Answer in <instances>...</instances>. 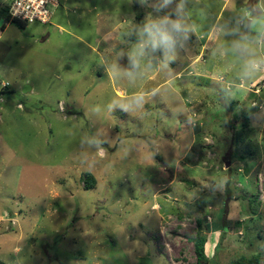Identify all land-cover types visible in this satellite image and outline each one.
<instances>
[{"label": "rangeland", "instance_id": "rangeland-1", "mask_svg": "<svg viewBox=\"0 0 264 264\" xmlns=\"http://www.w3.org/2000/svg\"><path fill=\"white\" fill-rule=\"evenodd\" d=\"M11 1L0 0V264H197L199 218L202 264L264 260V66L244 75L264 59L250 41L264 0H60L49 23L24 24L5 22ZM163 16L186 38L138 56ZM241 37L258 56L236 51Z\"/></svg>", "mask_w": 264, "mask_h": 264}, {"label": "clouds", "instance_id": "clouds-1", "mask_svg": "<svg viewBox=\"0 0 264 264\" xmlns=\"http://www.w3.org/2000/svg\"><path fill=\"white\" fill-rule=\"evenodd\" d=\"M168 2H170V0H165L166 4ZM247 15L251 17L253 15V11L250 10ZM187 32L188 28L183 24L181 19L172 20L168 16L154 19L145 25V38L139 46L137 55L143 56L145 54V48L149 46L153 49L159 47L161 44L169 48L174 47L178 39L186 38ZM245 39V37H241L240 41L234 43V48L241 54V56L251 54L248 45L242 42ZM262 66H264V59L248 60L244 67V75L251 78L260 70ZM140 99V97L136 98L137 103L140 102Z\"/></svg>", "mask_w": 264, "mask_h": 264}, {"label": "built area", "instance_id": "built-area-1", "mask_svg": "<svg viewBox=\"0 0 264 264\" xmlns=\"http://www.w3.org/2000/svg\"><path fill=\"white\" fill-rule=\"evenodd\" d=\"M60 5V0H13L9 10L12 18L25 23L35 21L49 23L53 17V8H59ZM5 85H8V82L0 83L1 94V89Z\"/></svg>", "mask_w": 264, "mask_h": 264}, {"label": "trees", "instance_id": "trees-1", "mask_svg": "<svg viewBox=\"0 0 264 264\" xmlns=\"http://www.w3.org/2000/svg\"><path fill=\"white\" fill-rule=\"evenodd\" d=\"M11 21L17 22L20 24L25 23V22H22L16 18H12L11 15L9 14V11H8V13L6 14L5 22L11 23ZM3 27L5 28V26H3ZM7 87H8V85H5L4 87H2V89H1L2 93H3V91L5 92L7 90ZM233 106L234 105L231 104V106H230L231 109H233ZM250 155H251L250 153L248 154V153L244 152V154H242L240 156V159L242 161H246L247 158H250ZM84 183H85L86 188H93L95 186L96 179L91 172L85 174ZM198 223H199L198 232H197L196 236L192 237L191 239L194 242L195 251L197 254V259H198L197 264H202L205 261L204 246H205V243L207 241V238H206V234L204 233V226H205L204 220L202 218H199ZM263 263H264V260L261 256V254H255V255H252L250 257L247 255H241L238 258H236L230 262V264H263Z\"/></svg>", "mask_w": 264, "mask_h": 264}, {"label": "crops", "instance_id": "crops-1", "mask_svg": "<svg viewBox=\"0 0 264 264\" xmlns=\"http://www.w3.org/2000/svg\"><path fill=\"white\" fill-rule=\"evenodd\" d=\"M259 9L261 10V11H263L260 7H259ZM264 35V33H259V37L257 38V39H253V38H251V40L250 41H254V48H256L257 50H258V52H262L263 54H264V48H262V46L264 45V42H260L259 40H261V37ZM261 36V37H260ZM264 37V36H263ZM260 44H262V46L260 45ZM258 52L257 53H255V52H252L251 54H252V57H254V56H258ZM260 54V53H259ZM258 59V58H257ZM256 59V60H257Z\"/></svg>", "mask_w": 264, "mask_h": 264}, {"label": "water", "instance_id": "water-1", "mask_svg": "<svg viewBox=\"0 0 264 264\" xmlns=\"http://www.w3.org/2000/svg\"><path fill=\"white\" fill-rule=\"evenodd\" d=\"M249 23H250V21H249ZM28 90H29V86L26 85V86L24 87V92H28ZM230 165H231V163L228 162V163H227V166H230ZM140 264H152V261H151L150 259L143 258V259L141 260Z\"/></svg>", "mask_w": 264, "mask_h": 264}, {"label": "flooded vegetation", "instance_id": "flooded-vegetation-1", "mask_svg": "<svg viewBox=\"0 0 264 264\" xmlns=\"http://www.w3.org/2000/svg\"><path fill=\"white\" fill-rule=\"evenodd\" d=\"M146 259H149V258H146ZM142 260V259H141Z\"/></svg>", "mask_w": 264, "mask_h": 264}]
</instances>
